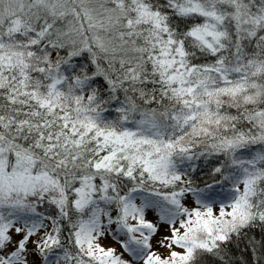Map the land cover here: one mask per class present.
Wrapping results in <instances>:
<instances>
[{
  "label": "snow or ice",
  "instance_id": "1",
  "mask_svg": "<svg viewBox=\"0 0 264 264\" xmlns=\"http://www.w3.org/2000/svg\"><path fill=\"white\" fill-rule=\"evenodd\" d=\"M0 264H264V0H0Z\"/></svg>",
  "mask_w": 264,
  "mask_h": 264
}]
</instances>
